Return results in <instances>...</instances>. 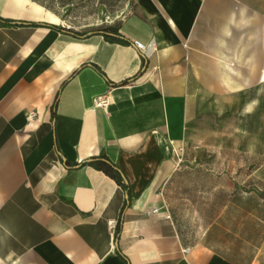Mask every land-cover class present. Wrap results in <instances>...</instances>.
<instances>
[{"label": "crops", "instance_id": "0c3cea01", "mask_svg": "<svg viewBox=\"0 0 264 264\" xmlns=\"http://www.w3.org/2000/svg\"><path fill=\"white\" fill-rule=\"evenodd\" d=\"M0 264H264V0H0Z\"/></svg>", "mask_w": 264, "mask_h": 264}, {"label": "trees", "instance_id": "16d2710c", "mask_svg": "<svg viewBox=\"0 0 264 264\" xmlns=\"http://www.w3.org/2000/svg\"><path fill=\"white\" fill-rule=\"evenodd\" d=\"M95 166L98 167L100 170L105 172L107 175L111 176L112 178L116 179L119 183H121V178L116 169L110 163L99 160L95 162Z\"/></svg>", "mask_w": 264, "mask_h": 264}, {"label": "built area", "instance_id": "2783aa9c", "mask_svg": "<svg viewBox=\"0 0 264 264\" xmlns=\"http://www.w3.org/2000/svg\"><path fill=\"white\" fill-rule=\"evenodd\" d=\"M139 47H142L139 45ZM108 105V95L102 94L98 95L93 99V108H100L105 110Z\"/></svg>", "mask_w": 264, "mask_h": 264}, {"label": "rangeland", "instance_id": "374dc122", "mask_svg": "<svg viewBox=\"0 0 264 264\" xmlns=\"http://www.w3.org/2000/svg\"><path fill=\"white\" fill-rule=\"evenodd\" d=\"M219 141H220V139H218ZM198 159H200V161L202 160V162H203V159H204V152L203 151H200V153H199V155H198V157H197ZM170 190L172 189V187L171 188H169ZM173 191H170L168 194H169V196H168V200H169V205L171 206L172 205V203H173V201H174V199H178L179 200V198H173ZM182 201V200H181Z\"/></svg>", "mask_w": 264, "mask_h": 264}]
</instances>
